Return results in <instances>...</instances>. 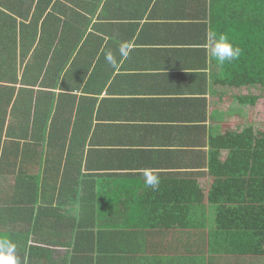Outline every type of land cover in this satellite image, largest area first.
Segmentation results:
<instances>
[{
  "label": "crops",
  "instance_id": "crops-1",
  "mask_svg": "<svg viewBox=\"0 0 264 264\" xmlns=\"http://www.w3.org/2000/svg\"><path fill=\"white\" fill-rule=\"evenodd\" d=\"M220 5L221 0H54L44 11L40 7L35 43L50 46L58 33L68 63L47 88L56 97L64 93L62 105L69 110L62 122L69 120V130L53 155H64V168L81 162L89 175L73 188L68 212L59 215L57 194L47 193L44 202L54 213L35 206V219L13 238L20 264H264V255L211 244L212 142L239 124L236 115L215 111V87L226 76L211 52ZM33 13L34 7L30 27ZM122 44L130 46V55L114 69L105 54L111 51L121 61ZM31 45L23 47L26 60L18 63L20 81L11 83L17 88L33 56ZM144 169L159 175L157 189L145 184ZM100 196L106 220L96 211ZM190 202L198 206L182 207ZM2 206L12 219L31 213Z\"/></svg>",
  "mask_w": 264,
  "mask_h": 264
},
{
  "label": "trees",
  "instance_id": "trees-1",
  "mask_svg": "<svg viewBox=\"0 0 264 264\" xmlns=\"http://www.w3.org/2000/svg\"><path fill=\"white\" fill-rule=\"evenodd\" d=\"M53 1L0 0V180L12 182L0 184V237L8 236L13 243L29 219H35V206L54 213L52 205L44 204L47 193L60 198L61 216L62 211H69L73 188L89 175L81 171V162H67L64 168V155L59 154L58 160L53 155L59 137L69 130L68 119L67 125L62 124L69 114L62 105L66 95L56 97L47 89L59 81L68 64L60 53L65 43L58 33L46 46L48 51L42 42L35 43L37 12L41 6L43 11L53 6ZM33 7L31 24L35 27H30L27 21ZM219 10L212 30L226 35L242 53L231 62L216 60L226 76L215 87L219 98L215 111L242 117V122L229 126L212 142L207 199L214 204L216 228L211 230L215 243L211 244L227 252L264 255V0H221ZM26 25L31 34L24 32ZM25 45L34 48L33 56L26 63L23 86L17 88L11 83L20 81L17 73L26 60ZM99 199L96 211L101 220L107 216V204ZM6 204L25 215L31 213L19 214L20 219L6 217L2 206ZM197 206L192 202L182 205L190 211Z\"/></svg>",
  "mask_w": 264,
  "mask_h": 264
},
{
  "label": "clouds",
  "instance_id": "clouds-1",
  "mask_svg": "<svg viewBox=\"0 0 264 264\" xmlns=\"http://www.w3.org/2000/svg\"><path fill=\"white\" fill-rule=\"evenodd\" d=\"M211 38L215 41L214 46L211 49L212 56L219 63L223 64L224 62H231L240 57L242 49L238 46H234L226 35L212 33ZM130 51L131 49L128 44H122L119 48L121 61H118L111 51L105 54V60L114 69H117L122 60L128 58ZM143 176L145 184L148 187L153 189L159 187L160 177L154 172V170L144 169ZM0 264H20L16 245L8 237H0Z\"/></svg>",
  "mask_w": 264,
  "mask_h": 264
},
{
  "label": "rangeland",
  "instance_id": "rangeland-1",
  "mask_svg": "<svg viewBox=\"0 0 264 264\" xmlns=\"http://www.w3.org/2000/svg\"><path fill=\"white\" fill-rule=\"evenodd\" d=\"M259 119H261L262 121H263V118L262 117H258ZM232 119V118H231ZM234 119H238L237 120V123H239L241 120H242V118H238V117H235Z\"/></svg>",
  "mask_w": 264,
  "mask_h": 264
}]
</instances>
